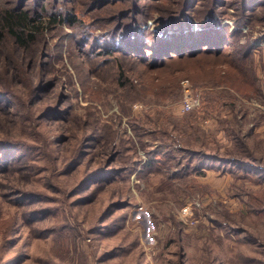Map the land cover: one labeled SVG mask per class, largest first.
I'll return each mask as SVG.
<instances>
[{"label": "rangeland", "instance_id": "374dc122", "mask_svg": "<svg viewBox=\"0 0 264 264\" xmlns=\"http://www.w3.org/2000/svg\"><path fill=\"white\" fill-rule=\"evenodd\" d=\"M93 1L0 0L42 24L28 49L0 42V140L18 141L0 167V264H264V5L193 0L179 20L186 0ZM215 28L234 32L221 57L151 64L156 41ZM166 142L261 166L194 169L181 148L145 167ZM103 168L122 171L84 184Z\"/></svg>", "mask_w": 264, "mask_h": 264}, {"label": "trees", "instance_id": "16d2710c", "mask_svg": "<svg viewBox=\"0 0 264 264\" xmlns=\"http://www.w3.org/2000/svg\"><path fill=\"white\" fill-rule=\"evenodd\" d=\"M102 0H94L93 2L98 4ZM218 1V0H217ZM249 0H242V3L244 4V8L247 9V5L245 4ZM193 0H186L184 2V5L182 7V13L178 19L181 20V18L186 17V13L190 10ZM258 5H264V0H258ZM249 8V7H248ZM180 9V8H179ZM63 18H65L64 14H61ZM60 17V16H59ZM67 18L75 19L77 18V15L74 13H67ZM40 18V15H37L36 17L32 16L30 14V11L28 9H25L23 11H16L14 9L5 8L0 11V42L3 43V35L6 31H9L11 36L14 37V39L17 42V45L19 48L22 49H28V47L32 44V41L37 36V32H40L42 29L41 23H35ZM234 32H227L225 29H219L215 28L211 30L210 32L207 31H186V32H179L170 34L169 37L164 40L156 41L153 43V47H150V54L153 57V61L151 64H156L160 66H168L170 63H183L185 60H194V59H202V58H209V59H215L218 57H221L225 53L224 49H221V46L225 43L224 41H229L230 36H233ZM130 39H126L124 42H128ZM228 45V43H225ZM230 44V43H229ZM225 45V46H226ZM229 46V45H228ZM252 45L250 44L248 46L247 51H245L242 55L246 58V60L249 59L251 56V52H249V49ZM140 45H134L132 47H122V49L126 52H139L138 54L141 56H145L144 53H142L139 50ZM4 53V52H3ZM1 51V54L3 57H5V62L8 64L10 61H13L11 57L8 55H4ZM153 53V55H152ZM150 56V57H151ZM250 64H245V62L239 63L235 66H231L232 68H235L237 70V77L245 79V77L248 75L249 78L251 77V70L252 68H249ZM15 67H18L15 65ZM251 69V70H250ZM12 74L15 73V71H11ZM252 80H255V75L252 77ZM43 87H40V89ZM35 86L32 87V92L34 91ZM9 90V89H8ZM36 91V90H35ZM10 93L7 91V89H0V97L5 96L6 93ZM37 93V92H36ZM4 94V95H3ZM35 97V93H34ZM1 103V102H0ZM4 107L0 105V109ZM11 109V107H10ZM10 109L8 110L10 112ZM48 113L59 112L57 109L53 107V109L49 108ZM239 136V135H238ZM240 138V139H239ZM238 140L245 149L250 150V147L247 145V141L242 138V136L238 137ZM18 141H16L17 143ZM14 142L8 141V140H0V167L4 170L9 169L11 163L15 161V157L12 156L10 149H8V146ZM14 143V146L15 144ZM171 143H162L159 145L156 149L153 151H149V158L145 161L144 166L150 167V169L159 168L160 162H167V159H173L176 157L174 155L173 151L175 150H183L188 151L189 158H196V161L194 162V169H197V166H204L208 163H213V161H224V162H232L235 164L240 165L241 167H245L248 169V167H260L261 165L253 164V162H249L243 159H239L236 156L229 157V159L223 155H220L219 153H210L202 149H193V148H185V147H176L171 146ZM173 148L171 150V148ZM242 147V148H243ZM3 152V153H2ZM161 152L166 153L165 156H167V159H161L159 154ZM191 156V157H190ZM188 158V159H189ZM140 161V160H139ZM121 169H101V172L97 174L96 177L93 179H87L85 180L84 184L89 183L91 180L93 182H98V176H101V174L105 177L103 180L109 181L114 176H117L119 174ZM185 170V169H184ZM100 171V170H98ZM122 171V170H121ZM113 176V177H111Z\"/></svg>", "mask_w": 264, "mask_h": 264}, {"label": "built area", "instance_id": "2783aa9c", "mask_svg": "<svg viewBox=\"0 0 264 264\" xmlns=\"http://www.w3.org/2000/svg\"><path fill=\"white\" fill-rule=\"evenodd\" d=\"M201 104V100L198 96L187 95L183 100V109L184 110H192L193 108L199 107ZM143 208V206H140ZM182 211L187 215L192 212L191 204H186Z\"/></svg>", "mask_w": 264, "mask_h": 264}]
</instances>
